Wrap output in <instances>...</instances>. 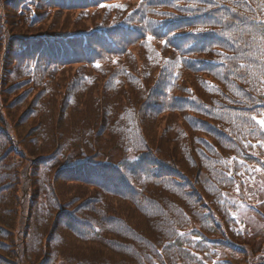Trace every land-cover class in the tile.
Here are the masks:
<instances>
[{
    "label": "trees",
    "instance_id": "obj_1",
    "mask_svg": "<svg viewBox=\"0 0 264 264\" xmlns=\"http://www.w3.org/2000/svg\"><path fill=\"white\" fill-rule=\"evenodd\" d=\"M13 5L23 24L39 27L20 38L15 57L26 76L42 80L36 102L47 110L32 113L39 125L24 157L43 156L39 170L54 175L49 188L59 213L49 223L52 205H38L32 218L41 221L26 226L19 197L12 192L3 206L9 189L0 188V235L7 237L0 250L16 258L0 264H132L129 250L161 264H212L219 245L234 237L224 219L237 208L229 195L240 187V161L254 159L251 149L264 140L252 119L264 118V0ZM5 12L0 0L4 19ZM9 52L6 42L3 72ZM10 157L5 169L23 171L26 163ZM59 194L81 198L82 209L105 210L110 230L68 211ZM103 194L120 201L111 207L107 199L102 208ZM239 233L232 247L244 251L232 264H259L248 260ZM10 243L13 252L5 249ZM118 250L126 254L121 261Z\"/></svg>",
    "mask_w": 264,
    "mask_h": 264
},
{
    "label": "rangeland",
    "instance_id": "obj_2",
    "mask_svg": "<svg viewBox=\"0 0 264 264\" xmlns=\"http://www.w3.org/2000/svg\"><path fill=\"white\" fill-rule=\"evenodd\" d=\"M8 1L9 0H3V3L6 5L5 19L3 16V18L0 16V44L3 43L0 53L2 52V47H5L6 42L10 49V52L6 58L4 72L2 69H0V188L9 189V199L7 201H2V205L7 206V204L10 203V194L14 192L17 197H19V200L17 201L18 204H16L18 205L16 207L18 209V214H20L22 217L25 213L24 225L28 226L27 223H30V225H35L37 222L41 221V218H32V215L34 214H32L31 211L38 210V205L43 208V205L50 203L53 208V211L51 212V215L53 216L51 221L49 222V219H47L46 223H51L54 220V214L56 216V214L59 213V210L56 208L54 202V198H57V196H52L50 194L49 188L50 181L54 175L46 176L40 172V159L43 156H28L26 157L27 159L24 157L26 156L24 151V146H26V143L28 145H35L36 136L34 128L38 127L39 125V123L37 124L36 122L38 118L34 116L33 120L31 119L34 115L32 113H34L35 110L38 111L39 106H42L43 109L47 111L45 109L44 102H36V91L40 90L39 86H37V83L41 82L42 80L37 82L34 81L33 77L26 76L22 70H20V67H22L20 60L18 62V59L15 57L16 51H18L20 48L18 46L20 38L31 36L33 33L39 31V27L30 26L26 21H24L23 24V17H21L17 11L19 9L15 7V5L8 7ZM4 22L7 26L6 32L4 29H2ZM30 63L32 67H36L33 66L34 61L30 60ZM0 67H2L1 62ZM39 78L44 79L45 76L42 75V77L40 76ZM30 110H32V112ZM24 111H28L29 113L24 114ZM22 153L23 158L20 157ZM8 154L11 155V159L26 163L24 168L25 170L23 169V171L27 172V179L23 177L24 172L22 169H17L15 171H8L5 169L4 165L7 160H4V155ZM120 156L121 155L119 154L117 157ZM60 186L61 185L58 187ZM84 188L87 187L84 186ZM246 188L249 190V192L243 194V197L241 195L235 197L236 199H242V202L239 204L240 207L238 208V213H236L237 208H235L236 211L233 212L235 219L233 217L230 219V214L227 213V217L229 219H224V226L226 231L234 237L235 234L238 233V230L247 237L245 242L247 247L251 249V255H249L248 258L250 262L260 261L259 264H264V162L261 167L256 169L253 180L246 186ZM45 191L50 195L48 198L44 196ZM102 198L105 199L103 200L104 202L102 203V208L107 207L109 201H107V199H110L109 204L111 207H114V201H120L116 200L119 198H109L105 194H103ZM59 199L62 203L67 205L66 209H68V211L71 212L76 210L80 216L87 217L90 222L92 221V217L90 216H93L95 220H97V217L101 223L100 228H102L104 231L110 230L109 228L105 227L106 225L110 224L104 222L105 210H102V213L99 214L98 212L90 209V204L89 207L82 209L83 200L77 196L70 198L67 196V194H59ZM116 207L117 205H115V208ZM91 223L94 225L93 222ZM62 225H64V223H62ZM90 228L92 230L94 229L92 227ZM14 232L17 236H19L17 231ZM105 236L112 235L106 233ZM69 237L71 236L68 235V238ZM234 237L231 236L232 242L226 243L225 241L219 245L220 248L217 249L219 256L213 259L212 264H232L234 263L235 259L240 257V254L244 250L241 251L237 248V246L232 247V245H234L233 241H235ZM71 238L67 240L68 244H71ZM6 239L7 237L3 231L0 235V242L7 243ZM248 242L252 246L249 245ZM239 243L243 244V242ZM150 245L153 247L158 246L153 242H151ZM12 246L13 244L10 243L9 248L5 249H10L13 252L14 249H12ZM104 247L107 249L111 247V252L116 254L113 249L116 250L117 248L114 245H106ZM1 251L2 250H0V258H5L13 262L16 261V258L13 257V255L5 253V250H3L4 252ZM128 253L131 254H129L131 259L135 260L132 264H161L158 261L159 258L155 255L152 261H148V257L144 258L143 255L136 253L134 250H129ZM187 253L190 254L189 251H187ZM125 255L126 254H120L118 250L115 259L117 261H121L125 258ZM5 263L6 262L3 264ZM104 264H110L109 260H106Z\"/></svg>",
    "mask_w": 264,
    "mask_h": 264
},
{
    "label": "bare ground",
    "instance_id": "obj_3",
    "mask_svg": "<svg viewBox=\"0 0 264 264\" xmlns=\"http://www.w3.org/2000/svg\"><path fill=\"white\" fill-rule=\"evenodd\" d=\"M253 156L256 158L258 157V155L256 153H252ZM245 158H242L240 163L243 165V166H248L250 163H252L254 161V159H249L248 158V155L244 156ZM263 162L264 160L258 164V168L261 167L263 165Z\"/></svg>",
    "mask_w": 264,
    "mask_h": 264
},
{
    "label": "snow or ice",
    "instance_id": "obj_4",
    "mask_svg": "<svg viewBox=\"0 0 264 264\" xmlns=\"http://www.w3.org/2000/svg\"><path fill=\"white\" fill-rule=\"evenodd\" d=\"M148 39L151 40L152 37H149ZM252 119L255 120L259 124V126L261 127V129H264V119H257L256 117H252ZM262 146H264V144H262Z\"/></svg>",
    "mask_w": 264,
    "mask_h": 264
}]
</instances>
